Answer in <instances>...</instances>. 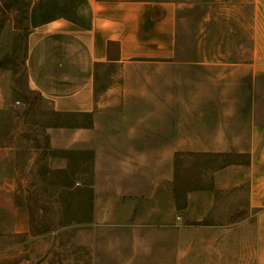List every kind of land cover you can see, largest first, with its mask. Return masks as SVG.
<instances>
[{
	"label": "crops",
	"instance_id": "obj_1",
	"mask_svg": "<svg viewBox=\"0 0 264 264\" xmlns=\"http://www.w3.org/2000/svg\"><path fill=\"white\" fill-rule=\"evenodd\" d=\"M177 9L170 0H30L28 9L29 84L52 110L88 115L84 124L46 129L52 153L45 164L66 170L70 153L86 154L80 162L90 177L76 184L91 190V210L76 242L93 246L101 231L120 233L128 264H157L156 256L166 252L180 264L185 245L208 253L216 243L209 235L227 226L182 220L209 217L231 193H240L242 207L264 214V121L253 99L255 81L264 74L255 58L261 50L252 49L250 64L232 63L233 71L183 62ZM111 65L140 75L124 74L97 92L98 71ZM245 80L252 84L248 111H232L228 97L211 94L214 82L228 90L229 81ZM233 152L247 161L208 171L212 186L189 190L180 209L176 157ZM14 154V147L0 145V165Z\"/></svg>",
	"mask_w": 264,
	"mask_h": 264
},
{
	"label": "rangeland",
	"instance_id": "obj_2",
	"mask_svg": "<svg viewBox=\"0 0 264 264\" xmlns=\"http://www.w3.org/2000/svg\"><path fill=\"white\" fill-rule=\"evenodd\" d=\"M170 1L178 3L177 47L183 62L210 63L217 73L233 71L232 63L250 64L252 49L258 48L262 55L255 57L256 62L264 69V0ZM29 4L30 0H0V145L15 149L11 161L0 165V264H128L129 251L120 233L101 231L93 246L76 242V232L87 224L91 210L87 188L76 184L90 177V168L80 162L86 154L70 153L66 170L45 164L52 153L46 129L84 124L88 115L52 110L29 84L25 65ZM124 74L135 78L140 72L101 67L96 91L115 85ZM222 84L210 85L211 94L228 97L232 111H248L251 82L229 81L228 90H222ZM253 99L254 111L264 121V74L255 81ZM246 161V154L236 152L178 155L174 191L180 209L189 190L212 186L208 171ZM238 195L222 197L221 206L199 222L182 220L183 224H224L228 230L209 235L216 243L208 253L182 247L180 264H264V214L257 216L256 208L242 207L244 200ZM195 239L187 237V243ZM167 255L156 256L162 261L157 264H172Z\"/></svg>",
	"mask_w": 264,
	"mask_h": 264
},
{
	"label": "trees",
	"instance_id": "obj_3",
	"mask_svg": "<svg viewBox=\"0 0 264 264\" xmlns=\"http://www.w3.org/2000/svg\"><path fill=\"white\" fill-rule=\"evenodd\" d=\"M53 126H67V125H63V124H57V125H53ZM61 171V170H60ZM87 189L86 190H84L85 191V193H87V195H88V199H89V207L91 208V190L88 188V187H86Z\"/></svg>",
	"mask_w": 264,
	"mask_h": 264
}]
</instances>
